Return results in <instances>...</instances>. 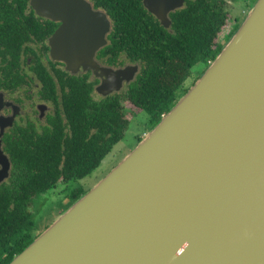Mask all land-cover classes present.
Instances as JSON below:
<instances>
[{
  "label": "water",
  "instance_id": "95a60500",
  "mask_svg": "<svg viewBox=\"0 0 264 264\" xmlns=\"http://www.w3.org/2000/svg\"><path fill=\"white\" fill-rule=\"evenodd\" d=\"M184 1L142 3L168 28ZM31 6L63 19L56 35L94 34L81 43L88 60L66 63L101 69L103 95L133 78L136 65L93 61L109 22L89 2ZM8 264H264V0L173 107Z\"/></svg>",
  "mask_w": 264,
  "mask_h": 264
},
{
  "label": "trees",
  "instance_id": "16d2710c",
  "mask_svg": "<svg viewBox=\"0 0 264 264\" xmlns=\"http://www.w3.org/2000/svg\"><path fill=\"white\" fill-rule=\"evenodd\" d=\"M14 1L17 8L26 4ZM184 2L183 7L169 13L171 24L165 28L142 0H94L95 7L105 9L112 19L110 43L102 50L113 53L108 64H122L125 60L120 57H124L139 65V73L123 91L98 100L92 99L91 85L84 79L69 76L63 99L65 134H57L55 121L48 140L33 142V147L26 142L17 144L16 182L0 189V264H8L40 234L29 210L34 196L46 193L58 182L80 180L96 169L124 137L130 123L128 109L135 114L144 112L150 130L189 89L184 83L192 67L200 64L202 70L191 76V84L223 48L222 34L231 36L239 26V17H231L226 0ZM27 17L16 14V24H28ZM229 19L233 21L230 25ZM86 191L82 185L68 190L59 214Z\"/></svg>",
  "mask_w": 264,
  "mask_h": 264
},
{
  "label": "flooded vegetation",
  "instance_id": "af4514ba",
  "mask_svg": "<svg viewBox=\"0 0 264 264\" xmlns=\"http://www.w3.org/2000/svg\"><path fill=\"white\" fill-rule=\"evenodd\" d=\"M24 1L25 6L17 8L14 0H0V189L14 186L16 182L14 155L19 142L29 143L33 147V142L48 140L54 133L55 121L58 135L68 130L63 99L69 76L81 81L84 79L86 84L91 85L90 96L98 100L123 91L139 73V65L130 63L124 57H120L125 60L122 64H108L113 53L102 50L110 43L112 19L105 9L95 7L94 0L86 1L94 11L104 14L109 22V30H106L102 21L101 28L106 30V43L94 52L93 61L100 67L114 70L127 65L137 66L130 81L123 80L120 90L106 95L98 90L102 79L101 69H83L80 65L72 71L66 63L68 58H73L75 62L88 60L83 55L81 43L94 34L67 30L56 35L64 23L63 19L39 15L31 6V0ZM2 3L11 4L12 7H3ZM16 14L28 16L26 20L29 23L17 25ZM82 20L87 23L91 18ZM81 36L85 39L75 44L73 40ZM85 51L88 52L87 49Z\"/></svg>",
  "mask_w": 264,
  "mask_h": 264
},
{
  "label": "rangeland",
  "instance_id": "374dc122",
  "mask_svg": "<svg viewBox=\"0 0 264 264\" xmlns=\"http://www.w3.org/2000/svg\"><path fill=\"white\" fill-rule=\"evenodd\" d=\"M255 1L256 0H226V6L231 8L229 9L231 17H239V26L246 17L247 12L254 5ZM231 21V19L228 20V25L233 22ZM231 36L223 33L222 37L224 38L222 41H225L226 44ZM201 70L202 66L200 64L192 67L190 75L187 77L185 81L186 83L184 84L190 87L192 85L191 76H197ZM126 113V117L130 120V123L124 133V137L112 147L111 151L102 159L96 169L80 180H72L64 183L58 182L55 187L46 193L33 197V200L29 204V210L32 214L31 218L36 224L37 233H41L56 220L60 212L59 205L63 202L64 195L68 192V190L79 185L84 186L87 191L90 190L122 159V157L130 149H132L137 138L140 136L143 137L148 132L149 129L146 124L147 118L144 112L141 111L140 113L137 112L138 114H135L133 109H128Z\"/></svg>",
  "mask_w": 264,
  "mask_h": 264
},
{
  "label": "built area",
  "instance_id": "2783aa9c",
  "mask_svg": "<svg viewBox=\"0 0 264 264\" xmlns=\"http://www.w3.org/2000/svg\"><path fill=\"white\" fill-rule=\"evenodd\" d=\"M210 62V61H209Z\"/></svg>",
  "mask_w": 264,
  "mask_h": 264
}]
</instances>
